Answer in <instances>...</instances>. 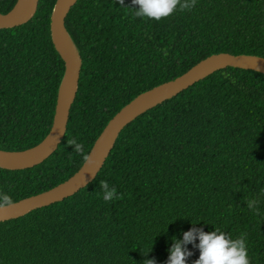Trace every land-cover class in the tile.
Instances as JSON below:
<instances>
[{"label": "trees", "instance_id": "16d2710c", "mask_svg": "<svg viewBox=\"0 0 264 264\" xmlns=\"http://www.w3.org/2000/svg\"><path fill=\"white\" fill-rule=\"evenodd\" d=\"M17 2L0 0V13ZM56 2L40 0L31 21L0 29V151L32 148L53 125L65 71L51 38ZM136 10L132 0H78L69 12L66 28L82 68L67 131L40 165L0 168V193L14 203L73 176L85 161L68 139L89 154L138 95L214 54L264 57V0H196L191 11L159 21ZM100 181L117 198L105 201ZM245 197L259 201V214ZM193 227L219 228L231 239L246 233L250 264H264L262 73L219 70L136 118L88 186L0 222V264H166L173 237L182 240ZM186 247L194 264L200 250Z\"/></svg>", "mask_w": 264, "mask_h": 264}, {"label": "water", "instance_id": "95a60500", "mask_svg": "<svg viewBox=\"0 0 264 264\" xmlns=\"http://www.w3.org/2000/svg\"><path fill=\"white\" fill-rule=\"evenodd\" d=\"M40 0H18L14 9L0 13V29H10L31 21L37 13ZM78 0H57L51 14V38L55 49L65 63L53 125L48 135L36 146L24 151H0V168L25 170L40 165L59 147L65 137L70 111L77 96L82 68L80 52L66 28V18ZM21 2V3H20ZM20 3V5H19ZM252 70L264 74V57L255 55L214 54L200 61L174 80L156 86L125 105L106 125L95 141L89 155L93 163L81 168L68 180L40 194L15 202L0 210V222L17 219L75 195L88 186L103 168L122 130L136 118L163 102L174 98L213 73L228 68Z\"/></svg>", "mask_w": 264, "mask_h": 264}, {"label": "clouds", "instance_id": "9594fccd", "mask_svg": "<svg viewBox=\"0 0 264 264\" xmlns=\"http://www.w3.org/2000/svg\"><path fill=\"white\" fill-rule=\"evenodd\" d=\"M119 3L123 6L124 0H119ZM132 3L139 6L135 16L159 21L171 16L177 10L191 11L196 5V0H132ZM165 54H167L166 50ZM67 143L69 146H74L77 154L83 155L86 165L93 163L91 155L84 153V146L78 142L77 138L68 139ZM100 187L103 189L105 201L117 198L116 189L110 188L107 181H100ZM245 201L248 208L259 214L258 200L245 197ZM14 205V201L8 194L0 193V210ZM197 239L199 244L195 243ZM188 244H193L200 250V256L194 264H250L246 233H242L237 239H231L219 228H215L213 232H205L202 228L196 227L184 232L182 240L173 237V245L169 250L170 255L166 264H187V258L193 255L186 247ZM149 253L142 254L147 256ZM143 264H156V261L145 259Z\"/></svg>", "mask_w": 264, "mask_h": 264}, {"label": "bare ground", "instance_id": "6f19581e", "mask_svg": "<svg viewBox=\"0 0 264 264\" xmlns=\"http://www.w3.org/2000/svg\"><path fill=\"white\" fill-rule=\"evenodd\" d=\"M21 2H22V0H21ZM21 2H20V3H21ZM20 3H19V5H20Z\"/></svg>", "mask_w": 264, "mask_h": 264}]
</instances>
